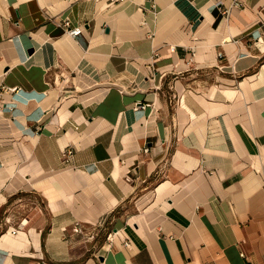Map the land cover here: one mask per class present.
Instances as JSON below:
<instances>
[{
    "label": "crops",
    "instance_id": "obj_1",
    "mask_svg": "<svg viewBox=\"0 0 264 264\" xmlns=\"http://www.w3.org/2000/svg\"><path fill=\"white\" fill-rule=\"evenodd\" d=\"M231 1L0 0V264H264V0Z\"/></svg>",
    "mask_w": 264,
    "mask_h": 264
},
{
    "label": "built area",
    "instance_id": "obj_2",
    "mask_svg": "<svg viewBox=\"0 0 264 264\" xmlns=\"http://www.w3.org/2000/svg\"><path fill=\"white\" fill-rule=\"evenodd\" d=\"M231 3H232V5H234V6H238V5L241 4V0H232ZM224 12L227 13L228 10L225 8V9H224ZM62 24H63L65 27H68V32H69V34H70L71 36H73V35H77V34H79L80 31H81V28H80V27L69 28V25H68L69 23H68L67 20H64ZM220 56H221V55H220ZM144 151L146 152V151H147V148H145ZM71 154H72V150H71L70 148H66V149H64L63 152H62V157H63L64 160H67V159L71 156ZM22 227H23V224H22V223H19V224H17L14 228L10 229L9 231H10L11 234H15V233H17L18 230L21 229ZM75 231H76V230H75ZM124 244L127 245L126 242H124Z\"/></svg>",
    "mask_w": 264,
    "mask_h": 264
},
{
    "label": "rangeland",
    "instance_id": "obj_3",
    "mask_svg": "<svg viewBox=\"0 0 264 264\" xmlns=\"http://www.w3.org/2000/svg\"><path fill=\"white\" fill-rule=\"evenodd\" d=\"M16 209L19 211V214H17V215H19V216L21 217V219H23V218L26 219V218H27L26 214L28 213V210H27V209H29V207H28V208H27V206L17 207V208H15L13 214H16ZM13 219H14V220H13ZM21 219H20V220H21ZM27 219H28V218H27ZM20 220L15 219L14 216H12V218L9 219V220L6 219L4 216L0 217V223L3 225V227H4V224H7V227H6V230H5V231L10 230V227H12L13 222L16 223L15 226H16L17 224H19ZM23 227H24V226H23ZM23 227H22V228H23Z\"/></svg>",
    "mask_w": 264,
    "mask_h": 264
}]
</instances>
